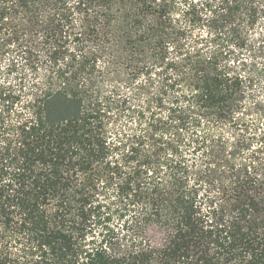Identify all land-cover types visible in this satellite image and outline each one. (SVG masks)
I'll list each match as a JSON object with an SVG mask.
<instances>
[{
    "label": "trees",
    "instance_id": "1",
    "mask_svg": "<svg viewBox=\"0 0 264 264\" xmlns=\"http://www.w3.org/2000/svg\"><path fill=\"white\" fill-rule=\"evenodd\" d=\"M258 58L264 0H0V264H264Z\"/></svg>",
    "mask_w": 264,
    "mask_h": 264
},
{
    "label": "rangeland",
    "instance_id": "2",
    "mask_svg": "<svg viewBox=\"0 0 264 264\" xmlns=\"http://www.w3.org/2000/svg\"><path fill=\"white\" fill-rule=\"evenodd\" d=\"M208 25V24H207ZM209 27L206 26V28L204 29V34H208L209 32ZM253 35H255V33H253ZM9 57V56H7ZM260 65H264V59H257ZM256 60V61H257ZM8 71L6 70L5 67V63L4 61L0 60V85L1 84H5V85H17L18 84V79L16 78V74H8ZM253 101L251 102L249 109L251 108L252 110L250 112H246V119L247 120H256V118H258V114H257V103L260 101H264V77L261 80L257 79L256 80V86H255V93L253 96ZM251 114V115H250Z\"/></svg>",
    "mask_w": 264,
    "mask_h": 264
}]
</instances>
